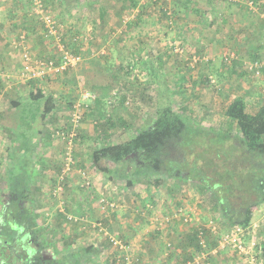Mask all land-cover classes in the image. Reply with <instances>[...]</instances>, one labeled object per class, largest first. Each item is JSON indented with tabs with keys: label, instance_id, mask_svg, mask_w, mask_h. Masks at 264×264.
Here are the masks:
<instances>
[{
	"label": "rangeland",
	"instance_id": "374dc122",
	"mask_svg": "<svg viewBox=\"0 0 264 264\" xmlns=\"http://www.w3.org/2000/svg\"><path fill=\"white\" fill-rule=\"evenodd\" d=\"M207 1L209 0H197V4H207ZM0 2L1 5L8 2L12 4V0H0ZM14 2L16 4L18 2L16 7L26 9L25 13H28L27 21H29L25 25L19 24L10 28V34L14 40L18 39L19 34L24 31L27 34V42L30 40L36 42L33 46L37 54H34L33 48H27L31 56L56 61L58 53L54 41L49 43L50 40L44 37L43 26L40 21L32 22L33 19H38L37 15L30 12L31 7H33V0L31 2L30 0ZM45 3L47 7L52 5L50 0H45ZM129 3V0H118V6L109 7L110 12L105 14L99 24H97V17L95 16L97 15L95 10L97 7H87V11H84L82 7H77L75 16L73 11L58 12L54 9L57 7H51L54 9L53 15L58 18L62 37L68 45L73 47V51L81 54L82 60L73 68L75 70L73 77H66L70 80L66 84L69 86V97L64 99L62 95L56 94L57 98L65 103L68 99H72L71 106L59 108L62 111L60 115L55 112L53 115L46 113L45 107L49 106V103L46 102L45 96L40 97L38 101L32 98L31 93H36L39 90L37 86L27 92L29 98H26H32L35 102L33 105V109H36L35 118L44 120L42 127H40L42 136H34L33 134V140L29 138L28 143L33 142L34 145L35 142L40 148L39 143L43 142L44 148L31 150V153L25 150L24 154L17 159V162L21 161V163L16 165V169L12 170V173H17V168H19V173L15 175L26 189H28L26 183H32L31 188L35 195L36 206L37 204L41 205L37 202L38 200L42 201L46 207H54V205L59 204L61 210H57V212L62 214L64 220L71 223L83 221L81 217L84 216V211L83 205H71L66 201V199L68 200V191L73 192L69 184L74 186L77 193L82 190L90 191L91 198L96 203L97 208L99 196L104 195L110 198L113 195L112 198L116 206L112 211L105 212L108 214L114 211L120 213L122 209L127 212L131 209L133 212V209L138 208L137 205L131 203V195H134L136 199H142L141 196H143L148 202L146 205L153 198L163 199L164 207L173 205L179 197L186 202V208L189 207L187 212L193 217V220L185 223L189 228L196 227L195 217H198L200 222L204 220L208 222L211 219L216 223V230L220 231L217 233L219 235L224 230L220 227V221L217 220V214L212 205V197L208 192L200 193L189 183L172 179L168 180L167 185L166 183L163 184L157 192L148 183L137 184L132 191L129 188L126 190L125 181L115 177V174L109 175L100 172L95 166L92 156L97 152L99 164L114 169V164L108 161L111 159L113 151L120 144L134 137L137 130L152 121L157 111L165 106L181 112L197 124L216 129L230 128L231 131H237L234 122H230L224 115V111L229 102L238 95L245 99L246 111L250 113H254L264 100V35L262 36L257 30L244 28V32L249 34L248 44L246 47L243 44L244 47L242 48L235 45L237 49L234 50V54L226 56L224 54L231 53L232 48H234L232 44L227 43L229 40L218 38V43L214 42L212 45L210 39L212 29L208 35L203 29L201 33L199 30L201 37H198L197 41L191 42L185 38L187 37L185 28L169 29V25H171L169 20L172 21L173 16L171 15L166 21L162 12L160 14L159 7L154 4L147 8L149 16L144 28L136 27L131 31L127 30L128 21L130 19L134 21V17H137L139 13L138 8H136L137 5L131 6ZM8 5L7 7H9ZM45 5L43 6L46 7ZM247 5L255 6L253 2H248ZM256 7H259V4ZM170 9L175 15L174 19H177V13L182 12L178 7H170ZM157 14L161 19L159 20L161 30L157 29L161 31L162 37L165 39L163 41L156 39L149 48H147L148 46H141V50L137 53L141 63H135L129 73L127 64L130 63L133 54L128 50V47L130 43H134L135 38L141 44L147 42L144 41L145 35L142 37L140 34L141 30L147 31L149 35L151 32L149 38L157 37L156 30H154L155 24L152 23ZM60 15L66 16L62 18ZM174 21L177 23L179 19ZM35 31L39 32L35 34ZM193 33L197 34L196 31ZM38 34L42 37L41 39L38 38ZM238 34L241 36L243 33ZM138 35L141 36L138 37ZM74 36L79 40H76ZM45 45H48L50 50L45 48ZM82 48H85L84 52H82ZM14 51L15 54H20L22 49L15 48ZM39 51L42 53H38ZM44 53L45 55H43ZM252 53L254 56L257 53L258 58H253ZM146 57L149 58L148 62L145 60ZM225 57L226 64L223 62ZM114 67L116 70L112 74ZM88 68H90V72L87 74L86 69ZM18 69H20L19 65ZM70 69L65 70L69 71ZM17 70L13 71V74H17ZM255 70L258 71L257 74ZM182 76L185 77L184 81L180 80ZM13 77L15 78V76ZM45 79L28 80L42 82ZM55 83H60V78ZM84 94H88L85 99H83ZM77 102L82 103V106H78L76 110L81 115L77 121L76 136H69L67 139L57 136L58 132L55 130H58V127L60 128L66 123L69 124V121L73 123L71 119L75 110L73 104ZM64 119L66 122L62 121ZM35 122L39 124L38 121ZM32 123L34 122L32 121ZM52 136L58 141L53 143ZM5 137H7L6 141L10 142L12 137L10 135H5ZM40 138H44V140L42 141ZM69 148L70 152L66 154ZM46 152L48 154H45ZM4 170L3 167H0V187L2 186L3 189L7 187L8 179L4 181ZM95 173L98 174L99 178L96 175L93 176ZM87 180L89 184L85 185L84 182ZM96 187L98 188L97 193L95 192ZM116 189H118L117 192ZM121 200L123 202H120ZM160 202L156 204L160 205ZM70 207H74V212H70ZM64 212H68L66 213L67 216ZM159 214L156 211L151 213L149 217L159 218ZM135 215L134 220H127L131 224L126 226L125 231L134 235L138 234L142 228L152 227L153 222H150L152 219L145 222L140 215ZM163 217L165 216L163 215ZM123 218L127 219L122 216L123 222L125 221ZM164 221L167 222V220ZM172 223L174 222L168 219L167 224L171 225ZM146 224L147 226H145ZM100 225L108 231L109 224L107 222L101 219L93 222V227ZM186 225L182 226L186 227ZM59 226L61 225L59 224ZM162 230L163 228L160 229V231ZM251 230L258 236V240L264 243V208L258 209L256 207L253 210L251 223L245 228L244 240L246 242L252 235ZM181 234L180 232V237ZM140 236L137 237L138 244L136 245L141 244ZM169 239L165 242L166 251L168 248H173L171 241H168ZM145 248L148 254L154 253L150 244L146 245ZM150 255L154 256L155 254ZM258 255L264 263V255L259 253ZM238 257L242 263L246 264L243 257L240 255ZM161 260H158V264H162ZM167 262L168 264H180L172 262L169 258Z\"/></svg>",
	"mask_w": 264,
	"mask_h": 264
},
{
	"label": "trees",
	"instance_id": "16d2710c",
	"mask_svg": "<svg viewBox=\"0 0 264 264\" xmlns=\"http://www.w3.org/2000/svg\"><path fill=\"white\" fill-rule=\"evenodd\" d=\"M14 1L17 0H12L11 7L15 9L18 2L16 4ZM41 1L43 5L46 4L45 0ZM129 1L131 6L137 5L136 8L139 10L137 17H134L135 20L130 19L128 26L126 25L127 30L130 31L136 27L144 28L149 16L147 8L151 7L152 4L159 7L158 10L160 14L162 12L166 17V21L171 15L173 16L172 21L169 20L171 22L169 29L172 30H176L172 24L175 22L174 20H182L188 13L198 16L204 15L197 10V7L193 6L194 4L197 5V0ZM62 2L65 0H61L60 4ZM170 7H178L182 10V12L177 13V19H174L175 15H173V10ZM45 8L51 13L54 10L47 6ZM25 11L26 9L21 14V23L24 25L29 22L27 21L28 13ZM168 13L170 14L168 15ZM104 15L105 8L101 6L98 16L102 20ZM56 19L58 21V18ZM36 20L38 19H33L32 22ZM156 20L160 23L159 20L161 19H159L158 14ZM74 38L79 40L76 36ZM17 40L15 39V41ZM149 41L150 38L145 43L147 48L150 47ZM26 44L29 47L27 40ZM16 48L19 49V47ZM84 51L85 48L82 49V52ZM232 52L234 53L233 49ZM138 55L133 54L130 63L127 64L129 73L135 63H141ZM256 55L254 56L252 53L253 58H258ZM148 59L146 57L145 60L148 62ZM224 60L223 62L226 64V59ZM180 80L184 81L185 77L182 76ZM42 95L40 92L31 93L32 98H40ZM46 102L49 103L46 108L51 111V98L46 99ZM224 115L230 122H234L237 131H231L230 128L206 127L195 123L189 117L169 106L162 107L157 111L152 121L138 129L134 137L120 144L113 151L111 159L108 161L114 164V169L100 165L97 152L92 156L93 162L100 172L109 175L115 174V177L125 181V189L129 188L131 191L137 184L140 185L141 183H148L156 189L155 192L159 191L163 184L166 183L167 185L168 180L171 179L189 183L200 193L208 192L212 197V205L217 214V220L220 221V227L227 229L235 225L245 229L251 223L254 208L264 203V100L254 113H250L246 111L245 99L240 95L235 96L226 106ZM76 128H73V123L69 121V124L62 125L55 131L58 132L57 136L67 139L69 136H76ZM52 140L56 139L52 136ZM4 173V181L8 179L7 187L4 189L2 186L0 187V264L89 263L94 247L89 245L64 251L56 242L50 240L49 233L36 221L37 206L31 188L32 183H26L28 187L26 189L24 184L19 182L15 175L19 173V169L17 173H12L11 167L8 166ZM168 190L172 193L170 189ZM117 191L118 189H116ZM131 197V203L138 207L134 214L140 215L145 222H149L147 216L149 218V215L156 211L158 214L159 212L162 214V216L159 214V219H166L167 222L168 219H171L172 222H179L181 218H177L176 215H181L179 211L183 212L189 208H186V202L179 197L173 205H166L165 207L163 206V199L153 198L152 203L149 201L151 204L146 205L148 202L145 198L136 199L134 195ZM158 202L161 206L156 204ZM159 208L161 209L159 210ZM205 221L200 222L198 225L200 228L196 225V227H191L189 231L190 234H188L187 239L193 243L194 252H198L200 249L198 232L201 227L207 244L209 242L205 235L208 232L207 229H204ZM167 222L164 225H168ZM98 228L100 227L98 226ZM107 239L115 249L114 255H111L110 264H124L123 260L127 254L132 257L134 264H143L138 254L133 252V243L130 238L120 239V244L124 248L114 245L109 236ZM213 239L217 244V237L214 236ZM31 249L34 251V257L29 256ZM256 250L258 251H255L256 254L264 255V243L262 241H259ZM193 255L194 253L190 258ZM164 260L168 261L167 255L161 261ZM262 261L263 259L260 260L257 254V259L253 264H264Z\"/></svg>",
	"mask_w": 264,
	"mask_h": 264
},
{
	"label": "crops",
	"instance_id": "0c3cea01",
	"mask_svg": "<svg viewBox=\"0 0 264 264\" xmlns=\"http://www.w3.org/2000/svg\"><path fill=\"white\" fill-rule=\"evenodd\" d=\"M60 1L61 0H50V2H52L51 7H57L54 9H56L58 12L73 11L74 16L76 14L75 12L77 11V7H82L84 11H87V7H97L95 9L97 12V15H95L97 17V24H99L101 21L98 16L99 7L103 6L105 8L106 14L110 12L109 7L118 6V0H65V2H62L61 4ZM254 1L258 2L255 3ZM254 1L209 0L207 1V4H194L193 6L197 7V10H199L200 13H204V15L198 16L188 13L184 19L179 20L177 23H172L174 24V26H172L175 29L185 28L187 30V37L185 38L189 39L191 42L197 41L198 37H201L200 33L203 31V29L206 31V35H208L210 29H212L210 33L212 45L214 42L218 43V38H224L229 40L227 43L232 44L234 47L232 49L236 51L237 47L235 48V45H238V48H242L244 46L246 47V44L249 42V34L244 32L245 29L257 30V32L262 36L264 35V0ZM248 2H253L255 6H248ZM7 4H9V7H7ZM7 4L5 3L4 5H1L0 2V167L5 169L6 167L10 166L11 170L14 171L16 169V165L21 163V161L17 162L16 157L19 159L24 154L25 150H27L28 153H31V150H40L44 148L43 142L39 143L40 148L35 142L34 145L33 142L31 144L28 143L29 138L32 139V137L36 135L42 136L40 127H42L41 125L44 123V120L35 118L36 109H33L35 102L32 98H26H29L27 92H29V90L35 89L37 86L39 89L38 92L42 93V96H45V99H48L49 97L51 98L50 103L52 104V109L51 111H48V109L45 107L46 113L53 115L55 112L56 114L60 115L62 111H60L59 108L70 106L72 99H68L65 103L63 100L58 99L56 94L58 93V95H62L64 99L69 97V86L66 84H68L70 80L66 77H73L75 70L71 68L69 71L63 70L50 73L48 76H45L46 79L44 78L45 80L42 82L14 78L13 76L17 75L13 74V71L17 70L18 65L20 68L21 58L19 54H15L14 49L16 47H14L13 44L15 41L14 37L10 34V28L16 27L22 22L21 14L24 13L25 9H22V7H16L14 9L11 7V2H8ZM257 4H259V7L256 9L255 7ZM60 16L63 18L66 15ZM152 22L155 24L154 30H156L155 32L157 37H150V46L156 39H162V41L165 39V37H162L160 31L161 22L158 23L156 19H153ZM260 22H263V24ZM199 30H201L200 33ZM193 31H196L197 34L195 35ZM35 32V34H37L39 31ZM238 33L243 34L240 36ZM140 34L142 37L145 35L144 41H148L151 32L149 35L147 31L141 30ZM134 36L136 37V35ZM140 36L138 35V37ZM38 38H42L40 34H38ZM133 42L134 43H130L128 50L132 52V54L136 55L141 50L140 47L145 46V44L139 43L136 38ZM34 43L36 42L31 40L30 42L28 41L29 47L34 49V54H37L33 46L35 45ZM165 43H167V41ZM243 44L245 45L243 46ZM45 48L50 50L48 45H45ZM38 53H42V51H39ZM43 55H45V53ZM114 71L115 67L111 73L113 74ZM89 72L90 68L86 69V73L88 74ZM116 73L119 74L117 71ZM58 78H60V83H55ZM35 100L38 101L40 99L35 98ZM33 110H35V112H33ZM32 121L34 123H32ZM35 121H38L40 125ZM62 121L66 122V119ZM5 135H10L12 137L10 142L6 141L7 137H5ZM40 140L43 141L44 138H40ZM52 141L54 143L56 140ZM45 154H48V152ZM18 169L19 168H17V170ZM94 175L99 178L97 173L93 174V176ZM69 187L73 192L68 191V200L66 199V201H68L71 205H83L84 216L81 217V220L83 221H79V223L68 222L64 220L61 213L57 212V210H61L59 204L54 205V207H46L43 205V202L39 200L37 202H39L41 205L37 204L36 221L44 230L49 233V239L53 242H56L64 251L92 245L94 250L90 256V262L87 264H110L111 255H114L115 249L110 245L107 236H113L119 240L122 239L120 236H122L124 239L130 238L132 243L134 242L132 244L133 252L138 254L143 264H158V260L163 259L166 255L172 260V262L181 264L187 259H190L192 253H194V245L187 239L191 228L181 221H179L180 223L176 221L177 223L174 222L171 225H160L159 228H163L162 231H160V229H156V226L154 227L153 224L151 228L145 227L140 229L138 234L139 236L141 235V244L136 245L138 244V234L132 235L131 233L125 231V229H127L126 226L131 224L127 220H134V209L133 212H131V209L129 212H127L125 209H119L122 212L120 211L119 213L118 211H114L109 214L105 213L101 210H98L96 203H94L91 198L90 191L82 190L80 193H77L75 192L73 185L69 184ZM95 192H98L97 187ZM141 198H143V196H141ZM263 205L264 203L259 205L258 209L264 208ZM74 210V207H72L70 212H74ZM64 213L66 215L68 212ZM72 215L75 216L74 213H72ZM119 216H121V218H119ZM122 216L127 218H123L125 220L124 222L122 221ZM100 219L109 224L110 230L108 229V231L106 230V232L103 233L99 231L98 227H93V222ZM147 219L149 221L152 219V217L148 218L147 216ZM134 223H136V221H134ZM59 224L61 226H59ZM147 224L145 226H147ZM182 225H186V227H183ZM180 232L182 233L181 237ZM131 235L136 238H133ZM205 235L206 238H208L207 240H209V248H213L216 244L215 240L213 239L214 235L210 234L209 232H207ZM168 238H170L168 241H171L173 248H168L166 251L165 242ZM148 244L153 247L152 250L154 253L150 254H155L154 256L147 253L145 246ZM236 256L237 258H235ZM211 264L245 263H242L236 253H232L226 249L218 252L217 254H213L211 256Z\"/></svg>",
	"mask_w": 264,
	"mask_h": 264
},
{
	"label": "built area",
	"instance_id": "2783aa9c",
	"mask_svg": "<svg viewBox=\"0 0 264 264\" xmlns=\"http://www.w3.org/2000/svg\"><path fill=\"white\" fill-rule=\"evenodd\" d=\"M32 3L33 7H31L30 12H33L35 15L38 16V20L44 27V37L47 40L54 41L58 57L55 59L56 61H54L51 59H43L31 56L30 52L27 49L28 46L26 44L27 34L22 31L19 34L18 40L14 43L15 47H19L22 49L20 53L21 67L18 70V73L16 74L17 76H15V78L20 80H28L35 78L43 79L50 73L63 71L67 68L75 67L82 59L81 54L74 52L73 48L65 42V39L62 38V31L60 29V25L53 13L48 12V10H46L41 0H33ZM229 54L232 56L234 53L227 52L224 55L228 56ZM257 72L258 71L255 70L256 74ZM83 97L82 98L85 99L86 97H88V94H84ZM80 105L82 106V103L80 102L73 104V108H75L74 112L72 113L73 117L71 118L73 120V128L77 126V121L81 117V115L78 114V112L76 111L77 107ZM68 152H70V148L67 149L66 154ZM84 184L88 185L89 181L87 180L86 182H84ZM97 205L98 208H100V210L103 212L112 211V209H114V206H116L112 197L107 198V196L104 195L98 197ZM187 211L188 210H185L183 212L179 211L181 215H176L177 218H181L180 221L184 224L193 220V217H191V215ZM194 219L196 221L197 227L200 228V226H198V224L200 223L199 218L195 217ZM164 220L166 219L152 217V220L150 222H153V225L154 227L156 226V229H160L159 226L163 225V223L165 222ZM204 224V229H207L210 234L217 237L216 246L211 249L209 248L205 240L204 233L202 231L203 228L201 227L200 231L198 232L200 245L199 251L194 252V255L190 259H187L186 261L182 262V264H211V256L226 249L232 253H236L237 255L243 257L246 264H253L254 261L257 259L258 253L256 254L255 251H257L256 247L259 245V240L258 236H256L254 232L252 233V230L250 232L252 235L250 239L248 238V241L246 242L244 240L245 229L240 226L234 225L227 229H223L224 231L217 235V233L220 231L218 229L216 230L217 226L215 225L216 223L213 220L209 219L208 222L205 221ZM99 227V231H102L103 233L106 232L103 226L100 225ZM109 238L114 245H119L120 248H124L120 244V240L118 238L113 236H109ZM123 263L134 264L132 257L129 254L125 256ZM161 263L168 264L166 260L162 261Z\"/></svg>",
	"mask_w": 264,
	"mask_h": 264
},
{
	"label": "water",
	"instance_id": "95a60500",
	"mask_svg": "<svg viewBox=\"0 0 264 264\" xmlns=\"http://www.w3.org/2000/svg\"><path fill=\"white\" fill-rule=\"evenodd\" d=\"M33 254H34V251L32 249L29 250V256L31 257V256H33Z\"/></svg>",
	"mask_w": 264,
	"mask_h": 264
},
{
	"label": "clouds",
	"instance_id": "9594fccd",
	"mask_svg": "<svg viewBox=\"0 0 264 264\" xmlns=\"http://www.w3.org/2000/svg\"><path fill=\"white\" fill-rule=\"evenodd\" d=\"M14 41H15V40H14ZM28 48H29V47H28ZM20 53H21V52H20ZM19 55H20V54H19ZM34 57H35V56H34ZM81 60H82V59H81ZM77 65H78V64H77ZM77 65H76V66H77ZM76 66H75V67H76ZM20 67H21V63H20ZM71 68H74V67H71Z\"/></svg>",
	"mask_w": 264,
	"mask_h": 264
},
{
	"label": "flooded vegetation",
	"instance_id": "af4514ba",
	"mask_svg": "<svg viewBox=\"0 0 264 264\" xmlns=\"http://www.w3.org/2000/svg\"><path fill=\"white\" fill-rule=\"evenodd\" d=\"M134 157V156H133ZM34 257V256H33ZM41 258V257H40Z\"/></svg>",
	"mask_w": 264,
	"mask_h": 264
}]
</instances>
